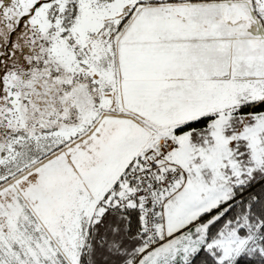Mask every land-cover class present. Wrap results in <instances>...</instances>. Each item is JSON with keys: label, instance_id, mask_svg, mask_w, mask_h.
Listing matches in <instances>:
<instances>
[{"label": "snow or ice", "instance_id": "obj_1", "mask_svg": "<svg viewBox=\"0 0 264 264\" xmlns=\"http://www.w3.org/2000/svg\"><path fill=\"white\" fill-rule=\"evenodd\" d=\"M0 264H264V0H0Z\"/></svg>", "mask_w": 264, "mask_h": 264}]
</instances>
